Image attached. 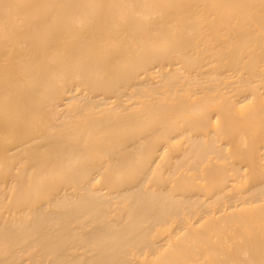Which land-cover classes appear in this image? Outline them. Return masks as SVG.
<instances>
[{
  "label": "bare ground",
  "instance_id": "bare-ground-1",
  "mask_svg": "<svg viewBox=\"0 0 264 264\" xmlns=\"http://www.w3.org/2000/svg\"><path fill=\"white\" fill-rule=\"evenodd\" d=\"M0 264H264V0H0Z\"/></svg>",
  "mask_w": 264,
  "mask_h": 264
}]
</instances>
